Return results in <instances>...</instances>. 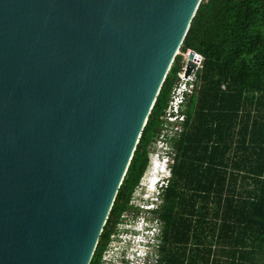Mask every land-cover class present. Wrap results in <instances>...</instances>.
Returning a JSON list of instances; mask_svg holds the SVG:
<instances>
[{
  "label": "water",
  "instance_id": "1",
  "mask_svg": "<svg viewBox=\"0 0 264 264\" xmlns=\"http://www.w3.org/2000/svg\"><path fill=\"white\" fill-rule=\"evenodd\" d=\"M201 0H0V264H89Z\"/></svg>",
  "mask_w": 264,
  "mask_h": 264
},
{
  "label": "trees",
  "instance_id": "2",
  "mask_svg": "<svg viewBox=\"0 0 264 264\" xmlns=\"http://www.w3.org/2000/svg\"><path fill=\"white\" fill-rule=\"evenodd\" d=\"M186 50L203 64L184 104L183 132L170 145L171 177L155 212L158 264H264V0H201L89 264H99L143 176Z\"/></svg>",
  "mask_w": 264,
  "mask_h": 264
},
{
  "label": "built area",
  "instance_id": "3",
  "mask_svg": "<svg viewBox=\"0 0 264 264\" xmlns=\"http://www.w3.org/2000/svg\"><path fill=\"white\" fill-rule=\"evenodd\" d=\"M177 52L176 55H178ZM179 71L177 80L174 83L166 109L161 117V130L148 149V164L146 170L154 164L150 156H157L154 152V146L162 149H170L173 139L179 138L183 132V123L185 116L183 114L184 104L187 97H190L197 90L196 74L202 69L203 57L191 50H186L180 55ZM144 181L141 177L138 185L133 190L128 201L129 207H134L132 197L140 190ZM156 208L152 203L139 206L141 217L132 227L124 220L129 218L128 214L120 216L115 228L108 237V242L103 249L99 264H158L160 247L159 238L154 239L155 233L161 238L160 221L154 213H148L146 210ZM137 209V208H136ZM145 212V213H144ZM151 218L153 226H149L148 220ZM149 226V230H148ZM153 252L147 253L151 248Z\"/></svg>",
  "mask_w": 264,
  "mask_h": 264
},
{
  "label": "clouds",
  "instance_id": "4",
  "mask_svg": "<svg viewBox=\"0 0 264 264\" xmlns=\"http://www.w3.org/2000/svg\"><path fill=\"white\" fill-rule=\"evenodd\" d=\"M154 152L157 155L152 159L154 164L147 170L145 169L143 173V185L139 190L141 197H143L142 201L146 204L152 203L156 207L146 210L148 213H154L158 207H160L163 191L170 179L165 171H169L171 174V166L173 164V157L170 149H162L154 146ZM145 218L148 220L149 226H153L151 218ZM156 237L157 232L155 233L154 239H156ZM148 251L150 252V249Z\"/></svg>",
  "mask_w": 264,
  "mask_h": 264
},
{
  "label": "flooded vegetation",
  "instance_id": "5",
  "mask_svg": "<svg viewBox=\"0 0 264 264\" xmlns=\"http://www.w3.org/2000/svg\"><path fill=\"white\" fill-rule=\"evenodd\" d=\"M140 199L142 200L143 197H140ZM124 213L129 215V218H127L126 220H124V223L130 224V226H132V227L139 221V219L141 217L140 210L138 208L136 209L134 207H129L128 204H127V208L122 212L121 215H123ZM169 215L170 214H168V216ZM160 222L162 223V221H160ZM160 227H161V224H160ZM162 227H163V224H162Z\"/></svg>",
  "mask_w": 264,
  "mask_h": 264
},
{
  "label": "rangeland",
  "instance_id": "6",
  "mask_svg": "<svg viewBox=\"0 0 264 264\" xmlns=\"http://www.w3.org/2000/svg\"><path fill=\"white\" fill-rule=\"evenodd\" d=\"M150 158H151V161H152V159H153V155L150 156ZM165 173L169 175V178L171 177V174H170L169 171H165ZM142 185H143V184H142ZM142 193H143V192H142ZM132 197H141V195H140V191H137ZM142 203H144V202H142V200H141L140 198H133V205H134L136 208H139V206L142 205ZM144 204H146V203H144ZM160 205H161V203H160ZM148 252H149V251H147V253H148Z\"/></svg>",
  "mask_w": 264,
  "mask_h": 264
}]
</instances>
